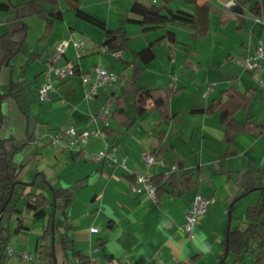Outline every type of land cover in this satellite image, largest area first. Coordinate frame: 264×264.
Masks as SVG:
<instances>
[{
    "label": "crops",
    "instance_id": "obj_1",
    "mask_svg": "<svg viewBox=\"0 0 264 264\" xmlns=\"http://www.w3.org/2000/svg\"><path fill=\"white\" fill-rule=\"evenodd\" d=\"M58 1L60 6L61 0ZM136 1L147 6L160 5L159 0H151V4ZM92 2L87 11L98 17L106 0ZM203 2L209 5V12L202 35L194 36L197 29L173 21L145 30L127 23L124 26L127 49L119 47L120 40L105 44L103 31L91 23L100 29L99 37H85L65 24L63 14L62 20L54 22L49 35L45 36L44 21L28 16L23 7L18 14L0 12V32L7 31L8 24L16 17L28 26L19 53L0 69V92L7 91L10 79L24 83L20 107L13 98L2 104V136L11 139L16 146L21 145L16 151L9 144L6 146L10 163L19 181L29 184L24 194L42 192L50 201V187L66 189L70 194L69 200H57L58 207L53 212L59 264H77L75 258L64 260L59 245L61 236L69 250L80 251L87 260L93 259L97 264H216L224 252L229 204L242 194L238 174L257 170L264 185V134L225 135L218 113L204 112L212 100L221 98L225 89L249 91L254 93V98L235 118L264 123V58L258 60L259 69L254 72L233 63V59L253 56L259 42H264V25L256 21L257 18L264 21V7L255 15L251 12L255 5L251 0H196L197 4ZM179 3L185 4V11ZM82 4L79 0L81 9ZM131 4L127 6L131 15L112 17V27L111 18L107 16L106 27L116 28L120 20L127 18L139 19L130 12ZM237 7L241 8V13L234 11ZM177 11L192 15L194 5L185 0H172L163 13ZM70 37L83 42L82 56L76 59L75 49L69 43L60 63L72 62L79 74L55 80V91L49 100L40 101L37 89L44 81L46 62L56 46ZM149 44L154 59L145 65L139 60L133 61L131 52ZM114 53L121 55L115 57ZM97 65L116 73L118 80L99 89L92 98H86L80 74ZM139 66L143 70L134 76V67ZM258 79L262 81L261 86ZM140 87L181 89L170 99L172 117L168 123L147 110L150 103L142 114H135L133 92ZM107 98L124 101L123 112L134 119L129 127H125L120 118L111 116L108 127L111 136L104 134L90 139L80 150L66 147L67 136L56 146L50 144L51 135L68 127L77 131L103 129L99 122H91L90 116L99 112ZM115 108L114 105L113 110ZM158 148L162 149L158 158L165 167H174L175 180L171 186L160 189L155 202L147 193H133L130 186L137 174L154 177L164 173L166 168L156 164L146 167L142 158ZM105 149L124 158L126 169L95 162L92 156ZM38 173L44 175L49 185L41 191L31 187ZM185 174L196 182L190 190L181 187L180 178ZM195 195L212 198L214 202L194 226V237L190 240L180 228ZM249 195L254 198L249 205H254L260 193ZM241 199L236 201L234 209ZM24 200L22 197L18 204L21 214L8 216L15 222L18 217L23 220V229L17 236L28 230L24 214L32 217V213L23 210ZM247 206L240 208L241 215L231 220L230 228L244 227L241 220ZM50 212L48 208L46 215ZM33 220L38 224L34 251L41 244L39 238L46 228L47 216ZM5 228L13 232L9 226ZM9 247L16 252L10 244ZM17 254L13 255L11 264H20ZM229 259L228 264H231L233 257ZM252 260L253 255L247 254L236 264H252ZM34 264L40 262L35 259Z\"/></svg>",
    "mask_w": 264,
    "mask_h": 264
},
{
    "label": "trees",
    "instance_id": "obj_2",
    "mask_svg": "<svg viewBox=\"0 0 264 264\" xmlns=\"http://www.w3.org/2000/svg\"><path fill=\"white\" fill-rule=\"evenodd\" d=\"M65 1L68 3L69 7L75 11L78 18L97 26L103 31L105 44L120 40L121 44L119 47L122 49H127L128 47L124 27L127 23L137 24L142 26L145 30L173 21L194 27L197 29V31L194 32V36H197L202 35L206 29L207 14L209 12V5L206 2L197 4L196 0H185L194 5V13L192 15L181 11L175 13L169 12L168 15L164 14L163 11L167 8V3L172 0H159V6L154 4L147 6L134 1L130 6V12L139 19H123L120 20V25L118 27L108 28L100 19L82 12L79 8V0ZM20 7L26 9L28 16H36L44 21L45 36L49 35L54 22L62 20V11L59 9L58 0H0V12L18 14ZM262 7H264V0L256 2L251 9V12L258 15ZM262 24L264 25V21ZM27 29V24L21 18L16 17L15 20L8 24L7 31L0 32V69L2 66L8 65L9 61L19 53ZM131 55L133 61L139 60L142 65H145L154 59V52L151 48V44L139 51L131 52ZM142 70L143 68L140 66L134 67V76L139 75ZM77 74H79L78 71L75 72V75ZM23 91V82L10 79L7 85V91L5 93L0 92V208L8 197L10 191H12L11 199L4 209V214L0 223V264H11V259L14 255L6 254V249L11 240V233L9 229L3 227L2 222L5 215L11 216L13 214H21V209L18 208V204L22 197H25V200L23 201V210L32 213L34 219L39 220L47 216L46 228L42 231L39 238L41 244L34 250V263L36 259L40 264H59L56 257L54 243L56 226L54 223L52 240L51 222L54 220L53 212L58 207L57 200H69L70 194L66 189H55L51 187L52 201L42 194V192H28L24 194V191L29 184L18 183L21 181L18 179L16 169L10 163L8 149L6 147L9 144L13 148V151H16L20 149L21 145L16 146L11 139L4 138L1 133L3 123V102L8 98H13L20 107V98ZM180 91L181 89L173 90L170 88L148 87L135 89L133 92L135 114H142L146 109V105L150 103L147 110L157 113L160 121L168 123L172 117L169 113L170 99ZM253 98V92H240L228 88L221 92L220 99L212 100L204 112L207 114H212L214 112L218 113L219 123L223 128L225 135L230 136L232 134L246 133L252 136H260L264 134V123L249 119L238 121L235 118V115L239 111H245L248 108ZM114 105L116 108L112 112V117L120 118L125 127H129L134 119L123 112L122 106L124 105V101L121 98H117L113 100V106ZM103 131L105 135H112L108 127H104ZM161 152L162 149L158 148L155 149L151 155L158 158ZM257 172V170H248L238 174L237 179L241 181L242 194L244 195L242 198L254 192L260 193V196L254 205H248L246 207L241 220L244 227L230 228L227 234V240L225 236L223 244L224 247L227 246L228 255L223 262H220L224 254L223 252L216 264H228V258H230V256L233 257L231 264H236L237 261L247 254L253 255L252 264H264V185L261 184ZM174 180V173H171L167 180L163 179V174L150 178L151 183L156 187L157 198L159 197L160 189L167 185L171 186ZM180 183L181 187L187 190L192 189L196 184V182L191 181V176L189 174L183 175L180 178ZM12 186L14 187L12 188ZM46 186L49 185L46 182L44 175L42 173L36 174L31 183V187H35L41 191L45 189ZM235 203L233 204V209ZM48 208H51V212L46 215ZM233 218L234 217L231 215V220ZM22 229L23 220L21 217H18L16 219V226L13 230V234H19ZM59 245L65 261L75 258L77 259V264H87V258L81 254L80 251L68 249L66 241L62 236L60 237Z\"/></svg>",
    "mask_w": 264,
    "mask_h": 264
},
{
    "label": "built area",
    "instance_id": "obj_3",
    "mask_svg": "<svg viewBox=\"0 0 264 264\" xmlns=\"http://www.w3.org/2000/svg\"><path fill=\"white\" fill-rule=\"evenodd\" d=\"M234 6V4L232 5ZM257 22L263 23L260 19H256ZM71 43L75 49V58L80 59L83 53V42L73 38H68L60 42L54 52L49 56L46 67L43 71L44 81L37 89V97L40 101L49 100L50 94L55 91L54 81H62L68 78H71L75 75L77 68L72 62H64L62 58L66 52V49ZM106 48V47H104ZM115 57H120V53H114ZM264 58V42L260 41L258 46L255 48V53L253 56L246 58L244 60L233 59V63L242 67L247 71H257L259 69L258 60ZM81 85L85 89V97L92 98L97 94L98 90L109 85H113L117 82L118 76L116 73L103 68L101 66H93L88 72L80 74ZM258 85H262V81L258 79ZM210 89L206 92L208 94ZM113 111V99L107 98L104 102L102 108L95 115L90 116L91 122H99L102 125V128L109 127V119L112 116ZM104 131L101 128H96L93 130H81L77 131L74 127H68L64 129L61 133H55L50 136V144L56 146L60 143V140L63 136L69 138V142L66 145L68 149L71 150H80L83 144H86L90 139L96 137H102ZM92 158L95 162H105L108 166H119L123 169H126L125 160L120 156L108 149L100 150L96 152ZM143 161L146 167H149L152 164H156L161 167H165L163 161L160 158H157L151 154H146L143 157ZM174 167L166 168L163 173V179L167 180ZM150 176L148 174H137L135 176L134 182L131 184L130 189L133 193H147L153 201H157L156 196V187L151 183ZM214 202L212 198H205L200 195L193 196L190 205L185 212V223L180 228V231L184 233L188 239H193V228L199 219L206 214L209 206ZM96 231V230H94ZM6 254H14L12 248L8 246L6 249ZM19 258L21 264H34V254L23 251L19 253ZM87 264H97L95 260L88 259Z\"/></svg>",
    "mask_w": 264,
    "mask_h": 264
},
{
    "label": "rangeland",
    "instance_id": "obj_4",
    "mask_svg": "<svg viewBox=\"0 0 264 264\" xmlns=\"http://www.w3.org/2000/svg\"><path fill=\"white\" fill-rule=\"evenodd\" d=\"M82 1L83 5V10L80 8V10L86 14L89 15V12L87 11L90 6V4H92L93 0H80ZM105 0H101V2H104ZM133 1L136 0H128L123 2L122 0H106L105 4L103 5V12L101 14H96L98 17L91 15L97 19H100L101 21H103L104 23L107 24V21L105 20V17L109 16L111 18V23H110V27L113 26V19L112 17H116L119 18H125L127 17L130 13L127 9V6L129 7L130 3H133ZM151 0H144V2L151 4L150 2ZM253 1V4L255 3L256 0H251ZM160 2V1H159ZM158 2V3H159ZM89 3V4H88ZM174 3V2H172ZM182 4L183 7H181L182 11L184 10L185 4L184 3H179ZM180 6V5H177ZM172 7H176V5H173ZM178 8V7H177ZM59 9L62 11L63 14V19L64 22L67 26L77 30L78 32H80L82 35H85V37H99V34L97 33L98 31H100V29H98L97 27L92 26L89 23H86L80 19H78L77 17H75V13L73 10L70 11V7L68 5V3L65 0H61L60 2V6ZM100 12V11H98ZM95 14V13H94ZM131 15V14H130ZM100 17V18H99ZM261 23V22H260ZM174 25V23H173ZM91 35V36H90ZM98 41V40H97ZM253 194V193H252ZM253 195H249L248 197H244L243 199H241L237 205V207L232 211L233 213V217H237L238 215H241V207L242 206H246L249 204L253 203ZM241 208V209H240ZM28 214L25 213L24 214V223L27 225L28 230H24V233H22L21 236H17L15 234H13V232L11 233V239L10 240V245L16 250V252L18 253L17 255H19V253L23 252V251H29L28 253H33V249H34V244H35V240L37 239L38 236V231L36 230L38 224H34V220L31 217V215L27 216ZM243 218V216H242ZM40 220V219H39ZM38 222V221H35ZM3 226H9L11 228V231H13L14 226L16 225V222L14 220L9 219L8 215L4 216L3 219ZM14 252V254L16 253ZM228 260H230L228 258ZM21 264V262H20Z\"/></svg>",
    "mask_w": 264,
    "mask_h": 264
},
{
    "label": "water",
    "instance_id": "obj_5",
    "mask_svg": "<svg viewBox=\"0 0 264 264\" xmlns=\"http://www.w3.org/2000/svg\"><path fill=\"white\" fill-rule=\"evenodd\" d=\"M234 11L237 12V13H241L242 10L241 8L237 7V8H234ZM18 183H23V182H18ZM14 186H12L13 188ZM11 196H12V191H10L8 197L6 198V200L4 201L3 205L1 206L0 208V223H1V220H2V217H3V214H4V209L6 207V205L8 204V202L10 201L11 199ZM244 195L241 194L240 196H238L237 198H235L234 200H232L229 204V207H228V214H227V224H226V240H227V234L230 230V222H231V215H232V211H233V204L238 201L239 199H241ZM53 221L51 222V232H52V235H51V239L53 240ZM228 255V249H227V246L224 247V254L222 256V259L220 260V262H223L226 257Z\"/></svg>",
    "mask_w": 264,
    "mask_h": 264
}]
</instances>
